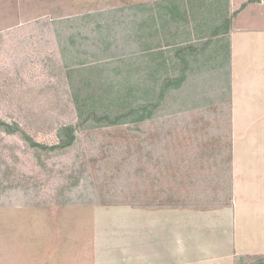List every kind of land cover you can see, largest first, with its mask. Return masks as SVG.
I'll use <instances>...</instances> for the list:
<instances>
[{
	"label": "rangeland",
	"instance_id": "obj_1",
	"mask_svg": "<svg viewBox=\"0 0 264 264\" xmlns=\"http://www.w3.org/2000/svg\"><path fill=\"white\" fill-rule=\"evenodd\" d=\"M159 1L0 0V120L57 145L58 128L77 123L63 42L114 16L122 32L135 6ZM213 75L172 91L141 124L86 123L66 150L0 128V264H258L257 217L237 245L222 224L197 232L215 224L213 211L223 221L234 197L227 77Z\"/></svg>",
	"mask_w": 264,
	"mask_h": 264
},
{
	"label": "trees",
	"instance_id": "obj_2",
	"mask_svg": "<svg viewBox=\"0 0 264 264\" xmlns=\"http://www.w3.org/2000/svg\"><path fill=\"white\" fill-rule=\"evenodd\" d=\"M196 2L192 5V0H163L154 5L140 4L135 9L140 10L141 15L127 21L133 22L132 26L125 27L122 32L115 25L123 22L114 16L111 22L95 24V29L88 32V36L70 34L69 41H64L61 46L64 67L72 68L68 73V83L77 123L58 128L57 145L36 142L17 123L0 120V128L8 134L20 133L29 146L50 153L72 147L77 139L76 132L86 123L89 127L101 128L141 124L149 120L163 100L172 91H181L186 83L187 74L178 70L184 63L180 55L184 50L179 48L184 40L180 39L187 36L186 42L190 43L194 32L204 35L207 40L228 35L232 18L240 11L225 15L211 0ZM215 13L219 16L222 13L220 21H211L210 18L209 25V19H202L204 15ZM76 39L81 40L79 45ZM169 47L175 50L165 49ZM192 50H205V47ZM151 62L155 70H152ZM144 68L145 72L139 76L138 87L133 93L128 82ZM258 264H264V256L259 258Z\"/></svg>",
	"mask_w": 264,
	"mask_h": 264
},
{
	"label": "crops",
	"instance_id": "obj_3",
	"mask_svg": "<svg viewBox=\"0 0 264 264\" xmlns=\"http://www.w3.org/2000/svg\"><path fill=\"white\" fill-rule=\"evenodd\" d=\"M196 1L192 0V5L197 4ZM211 1L225 15L240 11L233 16L228 35L207 40L204 35L194 32L192 42L184 40L180 43L179 48L184 50L180 54L184 63L178 70L187 74L186 83L181 90L190 85L192 78H202L204 75L210 78L213 74H223L227 77L225 81L229 96L227 120L231 143L233 204L223 212V221H220L219 215L213 211L215 224L197 232L212 233V229L219 228L222 224L231 234L230 245H235L238 233L240 236L242 234L239 230L243 231L245 227L253 225L255 217L264 231V0ZM208 16L204 15L202 19H209V25L212 19L218 20L220 17L216 13ZM180 33L183 37L182 30ZM203 47L205 50H192ZM166 52V55H169L168 51ZM239 217H244L247 222L241 224ZM183 228L181 232L187 228L192 232L188 224ZM175 235L177 242H181L179 233ZM176 240L170 241L174 243ZM243 252L233 248L234 256Z\"/></svg>",
	"mask_w": 264,
	"mask_h": 264
}]
</instances>
